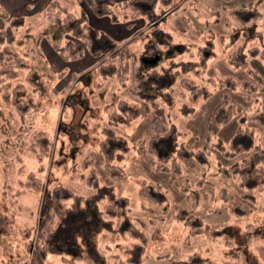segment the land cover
I'll list each match as a JSON object with an SVG mask.
<instances>
[{"label":"rangeland","instance_id":"374dc122","mask_svg":"<svg viewBox=\"0 0 264 264\" xmlns=\"http://www.w3.org/2000/svg\"><path fill=\"white\" fill-rule=\"evenodd\" d=\"M44 1H36L26 7L24 0H11L12 5L23 8L21 16H24L25 22L16 30L15 36L23 40L24 45H18L16 53L27 57L28 66L23 69L14 67L7 75H0V264H114L111 257L107 260L104 253L99 252L109 243L114 247L110 252L118 254L115 261L134 264L126 261L127 255L118 246L120 243L124 248L131 242H141L140 250L134 253V261L139 262L136 264H169L173 258L184 260L190 254L211 257L218 264H232L234 260L225 258L230 248L222 242L202 235L188 241V228L176 218L179 206L206 223L225 222L229 233L236 239L237 251L245 249L252 264H264V205L261 202L256 206L243 202L252 209L237 220L235 213L224 208V201L216 198L219 189H226L241 198L242 190L237 183L226 178L219 168L220 164L230 165L232 160L210 147L206 164L193 169L184 165L183 172L174 175L154 170L133 148L142 141H149L154 135L155 104L159 107L156 109L165 112L168 123L174 124L180 132L163 141L161 147L183 143L194 151L204 148L206 131L203 136L198 132V136H195L194 132L198 120L202 118L201 104L208 98L198 103L191 102L182 79L195 80L212 89L209 79L211 69L223 77H230L222 75L212 66L213 57L225 59L226 64L230 65L227 58L231 48V29L225 24L228 18L225 8L249 7L255 0H186L185 6L168 9L161 15L159 23H152L154 26L148 23L146 28L136 32L135 41L138 42L135 45L139 50L143 40L148 44L144 52L130 59L128 74L124 76L125 84L120 80V71L116 68L120 55L113 61L107 59L112 51L99 56L100 62L97 64L98 67L105 64L110 69L89 72L90 67H87L86 72L84 67L87 64L78 62L81 58L66 61L57 53L61 60L55 63L47 54V46L53 49L49 42L46 40L49 45L42 44L45 39L36 49L35 42L26 38L27 34L42 31L54 22L57 15L64 16L65 10L76 17L83 14L79 0H49L58 2L52 11L40 9ZM28 8H34L35 12L29 14ZM260 10L264 19V5ZM12 12L14 8L7 1L0 0V27L7 26L11 17L18 16ZM116 14L118 21L114 22L125 23L128 11L118 8ZM142 19L146 20L139 18L135 21L134 30L141 27ZM175 22L182 23V28L174 29L171 25ZM159 32L162 38L157 40L155 35ZM156 41L162 44L156 45ZM152 42L154 44L151 45ZM130 49L133 50L131 46ZM159 53L162 59L156 69L163 73L164 84L172 82L171 85L140 88L143 82L151 81V68L142 65L141 54L154 57ZM254 59L249 60L251 65L264 77V71L252 64ZM114 68L117 71L104 75ZM139 91L147 98L156 99L155 104L149 105L146 115L141 114L142 110L139 109L140 104L144 103L139 100ZM236 93L240 92L221 90L216 93L217 101H221L222 94H227L233 99L237 98V101L234 100L247 110L254 100H259L264 110V92L251 94L250 100L244 94L237 96ZM217 101L211 104L214 108L210 113L218 105ZM126 105L133 109H127ZM122 110L128 113L126 117L123 116L125 118L119 115ZM234 121L237 129L230 139L224 140L226 142L237 135L238 120L235 118ZM249 125L256 131L255 142L264 147V126L255 123ZM108 129L123 136L128 145L126 151L120 150L112 158L110 152L101 150V142L107 138ZM43 132L49 138L47 144H41L40 134ZM111 166L124 168L125 171L119 169L123 179H112V174L114 177L117 175L114 169L117 167ZM95 176L99 186L103 187L100 192L102 200L98 202L100 210L108 203L104 195H108L113 186L116 198L129 208V219L128 216H119L117 212L115 217L109 219L114 225V229L109 230L111 232L98 227V231L93 233L94 240L87 242L77 233H71L76 237L73 240L69 233L71 236L67 235L66 240L61 238L63 242L60 248H63L65 255L50 253L45 249V244L48 234L59 222L56 211L64 209L69 202H60L55 205L58 206L55 210L53 198L44 200L46 191L63 185L77 194L95 198L97 187L90 184L91 177ZM180 183L198 190L201 199L197 206L186 199L177 186ZM142 185L152 188L154 199L140 195ZM39 186L41 189L37 191ZM118 223L120 227H117ZM121 225L122 229L125 226L132 234L129 231L126 234L118 233ZM87 231L90 234V229ZM89 234L86 238H89ZM254 235L256 239L250 246L248 239ZM93 249L98 254L90 255ZM73 251L82 259L72 258L70 254Z\"/></svg>","mask_w":264,"mask_h":264},{"label":"trees","instance_id":"16d2710c","mask_svg":"<svg viewBox=\"0 0 264 264\" xmlns=\"http://www.w3.org/2000/svg\"><path fill=\"white\" fill-rule=\"evenodd\" d=\"M183 1L184 0H84L89 9L97 16H108L115 22L118 21L116 10L118 8L126 9L128 14L125 15L124 22L129 27L133 26L135 21L139 18H145L149 24L153 23L156 25L159 23L163 13L165 14L170 8H175ZM57 4L58 2L52 1L48 6V10L52 11L55 9L54 7H57ZM262 5H264V0H256L255 3L249 7L225 8V12L228 16L225 24L231 29V48L227 61L232 67L244 71L251 81L238 82L231 77H223L212 69L209 71V79L213 85L212 89L198 84L195 80L188 78L182 79L185 88L189 91L191 102L198 103L200 100L209 98L224 89L240 92L245 95L247 100H250L251 94L257 91L264 92V77L249 61L252 58L260 57L264 62V19H262V12L260 10ZM24 22V16H14L11 17L7 26L0 27V75L2 76L7 75L11 70L13 71L14 67L23 69L28 66L27 57L24 54L20 55L16 53L18 45L23 46L24 42L23 40L16 39L15 32L18 28L23 26ZM154 22L157 23L155 24ZM153 24L152 26H154ZM26 38L32 39L33 42H35L36 49L37 46L39 47L42 39L47 40L51 47L66 61L80 59L86 52H90L93 56L99 57L113 50L110 47L112 40L107 34L91 26L85 12H83L80 17H76L73 13L65 10L64 16L60 14L57 15L54 22L50 23L42 31L36 34L29 33L26 35ZM154 40L155 39L152 41L154 42ZM153 42L151 45L154 44ZM155 44L159 45V42L156 41ZM149 50L148 48V51ZM40 55L43 57L42 51ZM134 56L135 54L129 53L127 48L121 49L120 58L118 60L120 63L116 68L120 71L118 75L123 84H125L124 76L128 74L129 61ZM101 68L110 69V67H106L105 64H101L98 67V69ZM150 68L151 81L150 83L143 82L142 87H149L150 85L167 87L171 85L172 82L164 84V75L156 69V66H148V69ZM115 71L117 70L106 72L104 75H111V73ZM170 71H172V69H170ZM29 80L31 82V79ZM140 95L145 101L140 105L139 109L142 110L141 114L146 115L149 112V105L155 104L156 99L152 97L147 98L143 92H141ZM254 101L250 108L244 110L233 97L222 94L221 101L208 117L205 137L206 144L202 150L198 151L188 149L183 143L177 144L174 147H161L163 141L179 135L180 132L174 124L168 123L165 112L156 109L159 107L155 104V115L153 117L154 135L149 141H142L140 144L134 145L133 148L154 170L174 175L181 174L184 165L193 169L198 165L206 164L208 162L207 153L210 152V147L217 150L224 158L232 160L233 162L230 165L223 166L220 164L219 168L226 178L237 183L242 190L241 198L235 197L226 189H219L216 198L224 201V204H222L224 208L235 213L237 220H239L240 215L246 214L252 209L243 202L253 206L258 205L259 202L264 205V147L260 143L255 142L256 131L249 125L250 123H255L264 126V110L261 101ZM119 115L125 118L128 113L122 110ZM235 118L238 120L237 135L231 141L226 142L220 137L219 133ZM107 132V138L101 142V150L103 152H110L112 158L120 150L126 151L128 149V145L125 144L123 136L115 134L110 129H108ZM40 135L41 144L49 143V138L45 132ZM122 142L124 144H122ZM111 167H117L114 168L116 169L115 171H117V175L114 177L111 173L112 179H123L119 169L125 171L124 168L121 166ZM261 170L263 171L260 172ZM91 179L90 184L97 187L98 191L95 198L77 194L63 185H59L53 190L46 191L44 200L46 201L47 199L53 198L52 201L55 210L58 208V206L55 205L60 202L64 200H68L69 202L64 209L56 211L59 222L53 231L48 234L45 244V249L50 251V253L54 255H65V251L63 248H60V246H62L61 243L63 240H66L65 237L69 235V233H77L79 237L87 242L90 239L91 241L94 240L93 233L98 231V227H103V229L107 228L105 231L111 232L109 230H113L114 225L109 219L115 217V213L117 212L119 216H128L127 219H129V208L116 198L113 186H109L110 190L108 195L105 193L104 196L108 199V203L104 204V207L100 210L98 202L102 200L100 192L103 187L99 186V181L96 176L91 177ZM142 182L143 181H141V184ZM177 186L186 195V199H188L193 206L198 205L201 199L198 190L181 183ZM40 189L41 187L39 186L37 191ZM151 192L152 188L145 185L141 188L140 195L152 200L154 198ZM113 210H116V212ZM103 214L104 216H102ZM176 218L183 221L188 228V241L200 235L210 240L220 241L226 247L230 248V250L226 252L225 258L234 260L232 264H252L247 250L240 249L237 251L236 239L229 233L228 225L225 222L206 223L199 216L189 213L188 210L182 206H179ZM118 225L119 223L117 227ZM122 227L123 225H121V229L118 230V233L121 231L123 234H126L125 232L129 230L125 226L124 228L126 230L124 228L123 230ZM251 227H253V225H251ZM88 229H90V234L87 231ZM129 232L132 234L131 231ZM73 234H71L72 236L69 235V237L71 236L73 240H76ZM87 234H89V238H86ZM61 238H63V240ZM255 239V235L249 237L248 243L250 246ZM92 244H94V242H92ZM111 245V243L104 245L99 252L100 254L104 253L107 260L111 257L114 264H119L118 261H115V259H118V254L116 252H110L114 250V247ZM118 246L119 250H123L127 255V262L134 264L139 263L134 261V253L140 250L141 242H131L125 245L124 248L120 246V243H118ZM93 253L98 254L94 249L90 255ZM70 256L77 260L82 259L75 251L71 252ZM173 259L169 264H218L211 257H202L195 254H190L188 258L184 260Z\"/></svg>","mask_w":264,"mask_h":264},{"label":"crops","instance_id":"0c3cea01","mask_svg":"<svg viewBox=\"0 0 264 264\" xmlns=\"http://www.w3.org/2000/svg\"><path fill=\"white\" fill-rule=\"evenodd\" d=\"M6 1L14 8V12H12L13 15H18V16L19 15H23L22 12H21V10L23 11V8H17V6L12 5L11 0H4V2H6ZM24 1H25V6L27 7L29 4L30 5H33L34 2L40 1V0H24ZM79 1H80V4H81V7L83 9V12H85L86 15H87L88 21L91 24V26L94 27L95 29H98V30L104 32L112 40V43L110 44L111 45L110 47L113 50H112L111 53H109V55H107L108 56L107 59H112V61H113V59L117 58L120 55V53H121L120 51H121L122 48H127L128 51H129V53H134L135 56L138 55V53L144 52L145 47L148 44L147 41L143 40V44L141 46V50H139V48L135 45V43L138 42V41H135L136 40L135 35H136V32L137 31L140 32L141 30H143L144 28H146V26L148 25V22L146 20L142 19L141 20L142 21L141 22L142 23L141 27L138 28V29H136V30H134V26H132L130 28L126 23H115L108 16H97L95 13H93L89 9V7L85 4L84 0H79ZM185 1L186 0H184L183 2H181V4H179L177 8H181V6H185V4H186ZM44 2L45 3H43L44 4L43 8H40V9L43 10V11H47V8H48V6L50 5V3L52 1L46 0ZM28 9H29L28 10L29 11V14H31L32 12L33 13L35 12V11H33L34 8H28ZM171 26L174 29H176L177 27L182 28L183 25H182V23L181 24H178V23L175 22V23H172ZM155 36L157 37V40L159 38L161 39L162 38V33L159 32ZM149 41H151V40H149ZM47 43L48 42L46 40H43V42H42L43 45H49ZM159 44H162V43H159ZM130 46L133 48V50L130 49ZM47 50H48L47 51V54H48L49 58H51L55 63H56L57 60H59V59L61 60V58L58 56V54H57V52L55 50L49 48V46H47ZM186 51L187 50H185V52ZM142 55L143 54H141L140 61L142 62V65L144 67H147L148 68V66H151V64H147L144 61V59L145 58H153V57H150L147 54H146V56H142ZM158 56L160 57V54ZM217 59H218L217 57H213L212 58V60L214 61V62H212V66L216 67V70H218L222 75H224V76H230V77L234 78L235 80H237L239 82L249 80L248 76L244 72L239 71V70H237V69H235L233 67L231 68L230 65L226 64L225 59H220V60H217ZM79 61H82L80 64H83L84 62H85V64H87L84 67V70L87 69L86 72L88 71V68L87 67H90V71L89 72H91V71H93L95 69L98 70L97 64L100 62V59L98 57L93 56L90 52H86V54L84 55V57L81 58L80 60H78V62ZM50 62L53 63L52 61H50ZM69 63H67L66 66L69 67L70 66ZM158 63H160V59H158ZM158 63L155 64V65H152V66H157ZM252 64L255 65V66L256 65L259 66L264 71V63L261 60V58H259V57L255 58L254 60H252ZM141 87H142V84H141L140 88ZM139 93H141V92L139 91ZM240 94L241 93H236L237 96L240 95ZM212 97H211L212 100L209 101V99H211V98H208V99H206L205 102H203L201 104V107H202V109H201V111H202V113H201L202 118L200 120H198V123H197V125L195 127V132H194L195 136H198V134L200 136H203L204 133H205V131H206L208 117L211 114L210 113L211 112L210 110L212 108H214L211 104L214 103L215 101H217L218 95H216V93H215ZM141 98H139L140 101L141 100L142 101H145L144 99H141ZM239 98H240V96H239ZM213 99H215V100H213ZM234 99L237 101V98L234 97ZM218 101H217V104H219ZM126 108L127 109H130V106L129 105H126ZM131 109H133V108H131ZM235 122L236 121L233 120L231 123H229L228 125H226L221 130L220 135H221V138L223 140H228V139H230L234 135L235 130L237 129V127H236L237 124ZM197 132H198V134L196 135Z\"/></svg>","mask_w":264,"mask_h":264},{"label":"water","instance_id":"95a60500","mask_svg":"<svg viewBox=\"0 0 264 264\" xmlns=\"http://www.w3.org/2000/svg\"><path fill=\"white\" fill-rule=\"evenodd\" d=\"M158 59H159V56H155L153 58H145L144 61L147 63V64H151V65H155L157 64L158 62Z\"/></svg>","mask_w":264,"mask_h":264},{"label":"flooded vegetation","instance_id":"af4514ba","mask_svg":"<svg viewBox=\"0 0 264 264\" xmlns=\"http://www.w3.org/2000/svg\"><path fill=\"white\" fill-rule=\"evenodd\" d=\"M159 54H161V53H159ZM159 59H162L161 55H160Z\"/></svg>","mask_w":264,"mask_h":264}]
</instances>
